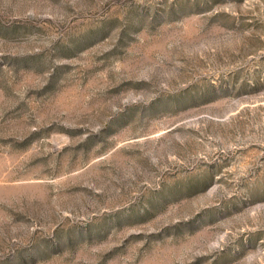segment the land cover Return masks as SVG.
Returning <instances> with one entry per match:
<instances>
[{"label": "rangeland", "instance_id": "obj_1", "mask_svg": "<svg viewBox=\"0 0 264 264\" xmlns=\"http://www.w3.org/2000/svg\"><path fill=\"white\" fill-rule=\"evenodd\" d=\"M0 264H264V0H0Z\"/></svg>", "mask_w": 264, "mask_h": 264}]
</instances>
